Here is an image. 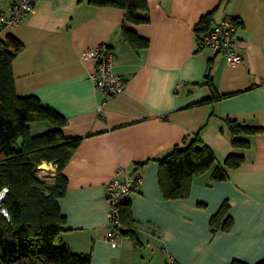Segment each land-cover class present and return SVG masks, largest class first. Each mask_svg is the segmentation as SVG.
I'll list each match as a JSON object with an SVG mask.
<instances>
[{
    "label": "crops",
    "instance_id": "0c3cea01",
    "mask_svg": "<svg viewBox=\"0 0 264 264\" xmlns=\"http://www.w3.org/2000/svg\"><path fill=\"white\" fill-rule=\"evenodd\" d=\"M33 1L22 23L0 27V39L13 35L23 45L11 66L16 93L55 109L67 119L64 136L82 138L63 169L67 188L58 202L65 223L57 241L90 253V264H166L168 255L178 264L264 259V0H148V22H125L148 40L140 48L123 38L119 7ZM12 2L0 0V12ZM209 13V27L225 17L238 21L241 62L197 48L196 27ZM101 45L125 78L124 91L104 103L90 77L96 63L83 56ZM208 67L211 87L223 97L200 104L210 93L200 84ZM224 117L263 130L247 136L248 148L233 147ZM50 129L45 121L31 126L35 135ZM197 132L217 163L232 152L244 160L224 180L212 179L210 168L193 178L186 197L166 198L155 158ZM40 167L50 172L55 165ZM118 169L140 172L142 182L128 199L136 240L125 235L114 247L106 239L107 184ZM225 203L232 224L212 230Z\"/></svg>",
    "mask_w": 264,
    "mask_h": 264
},
{
    "label": "trees",
    "instance_id": "16d2710c",
    "mask_svg": "<svg viewBox=\"0 0 264 264\" xmlns=\"http://www.w3.org/2000/svg\"><path fill=\"white\" fill-rule=\"evenodd\" d=\"M92 6H114L123 9L122 36L133 48L147 47L148 40L128 30L125 22L149 21L148 0H86ZM211 14L200 19L196 31L210 26ZM238 23V21H235ZM23 48L13 35L0 39V189L8 186L4 200L8 219L0 214V264H90V253H73L57 241L63 230L65 217L58 199L67 188L63 169L70 160L81 137H66L61 127L67 119L35 96H19L14 85L12 61ZM210 68H207L201 85L210 88L209 97L200 104L217 101L223 96L211 87ZM233 147L248 148V135L261 132L258 126L224 117ZM45 121L52 129L33 134L31 126ZM158 162V181L166 198L186 197L193 178L212 168L214 180H224L229 170L237 168L244 156L230 153L222 164L216 162L213 151L205 145L199 132L190 134L182 144L174 145L167 153L155 158ZM43 162L55 165L52 178L38 176V166ZM227 203L212 216V230H227L232 219L226 216ZM226 216L225 220L221 219ZM123 235L136 240L129 202L120 212ZM232 264H246L234 260ZM256 264H264V259Z\"/></svg>",
    "mask_w": 264,
    "mask_h": 264
},
{
    "label": "built area",
    "instance_id": "2783aa9c",
    "mask_svg": "<svg viewBox=\"0 0 264 264\" xmlns=\"http://www.w3.org/2000/svg\"><path fill=\"white\" fill-rule=\"evenodd\" d=\"M34 9L33 0H13L8 12H0V27L16 26L24 21L26 16ZM197 48L210 49L220 54L227 64H236L242 61V54L238 50V24L231 17H225L207 29L197 32ZM83 56L95 61L96 66L91 74V79L96 88L102 93L103 103L108 99L118 96L124 91L125 78L114 68V54L104 45L88 48ZM101 108V107H100ZM38 173L54 175L55 168L46 172L40 165ZM54 170V171H53ZM142 182V175L138 171L128 173L118 169L107 184V199L109 210L107 213L110 230L107 241L114 247L122 244L124 237L121 229L120 212L128 202L131 192L135 191ZM9 193L8 186L0 189V214L8 219V212L4 200ZM166 264H178L177 260L168 255Z\"/></svg>",
    "mask_w": 264,
    "mask_h": 264
}]
</instances>
